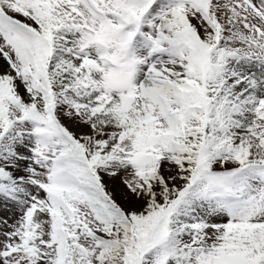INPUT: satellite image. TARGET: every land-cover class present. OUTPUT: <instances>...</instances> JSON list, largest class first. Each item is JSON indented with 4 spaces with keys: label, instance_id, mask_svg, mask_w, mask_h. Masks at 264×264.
<instances>
[{
    "label": "snow or ice",
    "instance_id": "snow-or-ice-1",
    "mask_svg": "<svg viewBox=\"0 0 264 264\" xmlns=\"http://www.w3.org/2000/svg\"><path fill=\"white\" fill-rule=\"evenodd\" d=\"M0 264H264V0H0Z\"/></svg>",
    "mask_w": 264,
    "mask_h": 264
}]
</instances>
